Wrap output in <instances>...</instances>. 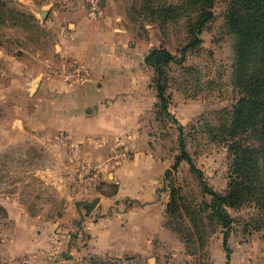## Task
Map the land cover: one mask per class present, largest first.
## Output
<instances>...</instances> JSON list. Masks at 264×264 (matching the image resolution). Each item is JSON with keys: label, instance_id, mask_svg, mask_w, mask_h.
Returning a JSON list of instances; mask_svg holds the SVG:
<instances>
[{"label": "rangeland", "instance_id": "1", "mask_svg": "<svg viewBox=\"0 0 264 264\" xmlns=\"http://www.w3.org/2000/svg\"><path fill=\"white\" fill-rule=\"evenodd\" d=\"M231 1L0 0V264H91L92 258L115 257L121 264H264L258 211L247 200L227 208L228 259L226 228L209 215L211 195L186 160L174 166L180 124L207 186L227 189L222 128L242 95L226 27ZM92 9L90 17L100 14L106 27L117 14L128 49L140 56L161 46L180 60L162 65L169 115L157 102L142 118L145 133L75 142L51 124L46 102L38 100L45 80L67 75L70 61L59 47L69 23ZM138 68H132V90L143 87L155 96L152 68ZM122 91L116 95L128 93ZM134 159L140 162L133 170L148 185L138 198L125 194L117 171Z\"/></svg>", "mask_w": 264, "mask_h": 264}, {"label": "crops", "instance_id": "2", "mask_svg": "<svg viewBox=\"0 0 264 264\" xmlns=\"http://www.w3.org/2000/svg\"><path fill=\"white\" fill-rule=\"evenodd\" d=\"M98 15L93 20L89 13L69 23V35L59 47L60 55L70 61L67 75L56 74L45 80L38 97L46 102L51 124L65 130L75 142H85L90 137L99 142L105 134L145 133L140 129L144 126L142 118L157 103L156 95L144 92L143 87L132 90V68L139 72L140 65L148 67L143 59L149 50L140 56L138 49H128L127 45L132 44L124 32L126 28L117 24V14L109 19L110 27L102 24ZM118 76L121 82L116 81ZM122 90L128 93L116 95ZM138 162L134 159L117 170L120 181L126 183L125 194L137 198L144 196L148 187L140 171L132 168Z\"/></svg>", "mask_w": 264, "mask_h": 264}, {"label": "trees", "instance_id": "3", "mask_svg": "<svg viewBox=\"0 0 264 264\" xmlns=\"http://www.w3.org/2000/svg\"><path fill=\"white\" fill-rule=\"evenodd\" d=\"M226 18V27L233 41V80L242 94L233 105L229 124L222 128L228 140L230 161L227 189L220 193L207 186L185 149L180 124V155L176 157L174 166L181 159L186 160L196 172L205 192L211 195L209 215L226 228L223 246L229 259L227 230L232 219L227 208L237 207L247 200L260 216L255 226L264 227V220H259L264 218V0H232ZM203 21L204 18H201L196 24V34L200 33ZM197 40L195 36L193 42ZM171 61L180 62L161 46L151 47L143 59L153 69L151 81L156 99L168 115L161 75L162 65ZM91 260V264H121V259L116 257Z\"/></svg>", "mask_w": 264, "mask_h": 264}, {"label": "built area", "instance_id": "4", "mask_svg": "<svg viewBox=\"0 0 264 264\" xmlns=\"http://www.w3.org/2000/svg\"><path fill=\"white\" fill-rule=\"evenodd\" d=\"M90 14H93L94 13V10L92 9L90 12H89ZM80 73V72H79ZM81 74V73H80Z\"/></svg>", "mask_w": 264, "mask_h": 264}, {"label": "water", "instance_id": "5", "mask_svg": "<svg viewBox=\"0 0 264 264\" xmlns=\"http://www.w3.org/2000/svg\"><path fill=\"white\" fill-rule=\"evenodd\" d=\"M94 201H96V199H94ZM94 201H93V202H94Z\"/></svg>", "mask_w": 264, "mask_h": 264}]
</instances>
